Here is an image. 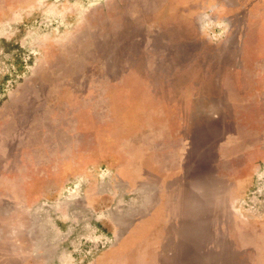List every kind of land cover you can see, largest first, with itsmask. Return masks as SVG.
<instances>
[{
    "label": "rangeland",
    "instance_id": "obj_1",
    "mask_svg": "<svg viewBox=\"0 0 264 264\" xmlns=\"http://www.w3.org/2000/svg\"><path fill=\"white\" fill-rule=\"evenodd\" d=\"M0 264H264V0H0Z\"/></svg>",
    "mask_w": 264,
    "mask_h": 264
},
{
    "label": "crops",
    "instance_id": "obj_2",
    "mask_svg": "<svg viewBox=\"0 0 264 264\" xmlns=\"http://www.w3.org/2000/svg\"><path fill=\"white\" fill-rule=\"evenodd\" d=\"M50 225V221L49 219L46 220V226H49Z\"/></svg>",
    "mask_w": 264,
    "mask_h": 264
}]
</instances>
